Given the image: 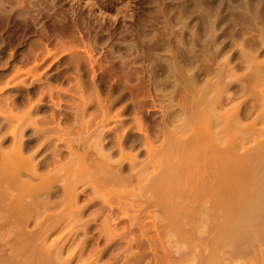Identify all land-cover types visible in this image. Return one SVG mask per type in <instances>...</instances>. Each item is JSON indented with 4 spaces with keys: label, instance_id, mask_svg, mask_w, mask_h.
<instances>
[{
    "label": "rangeland",
    "instance_id": "obj_1",
    "mask_svg": "<svg viewBox=\"0 0 264 264\" xmlns=\"http://www.w3.org/2000/svg\"><path fill=\"white\" fill-rule=\"evenodd\" d=\"M257 150L264 0H0V176L38 173L2 182L0 264H264L206 212Z\"/></svg>",
    "mask_w": 264,
    "mask_h": 264
},
{
    "label": "bare ground",
    "instance_id": "obj_2",
    "mask_svg": "<svg viewBox=\"0 0 264 264\" xmlns=\"http://www.w3.org/2000/svg\"><path fill=\"white\" fill-rule=\"evenodd\" d=\"M213 142L214 141H212V143ZM212 150L214 156H218V158L221 157V153L224 152L221 148H213ZM242 157L246 162L256 159L257 163H261L264 160V152L257 150L253 151L251 154L243 155ZM20 161L28 178L21 181L19 184L14 174H4L0 176V187H2V182L4 181L9 189H16L21 185H28L29 179L38 176L35 164H32L31 161L23 156ZM102 168L107 170L109 166L104 162L102 163ZM192 173L195 174V172ZM213 173L214 176L209 179L210 183L217 184L219 180L222 179L226 182L224 188L216 194V198L209 200L210 206L206 209V212L211 215L223 218L222 222L217 225L218 233L215 239V245L220 246L224 243H238L252 234L254 227H257L256 230L262 233V225H264V220L262 221V219H264V166L261 168L256 166L235 179L219 171ZM186 175L187 172H179L175 176V179L178 180V182L183 180L186 181ZM178 187H180V185ZM30 189L33 193L38 192V189L35 187L34 189ZM7 205L11 212L19 210L25 211L27 209L25 203L16 200L14 197H11L7 201ZM176 209H178L177 211L179 212H183L182 204H178ZM172 219H175V216H172ZM20 227L25 232L28 231L26 230L25 222H22ZM41 255L46 264H54V260L48 249L42 250Z\"/></svg>",
    "mask_w": 264,
    "mask_h": 264
}]
</instances>
